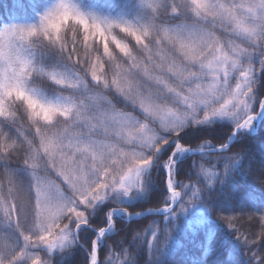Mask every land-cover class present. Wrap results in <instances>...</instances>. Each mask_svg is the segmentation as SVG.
Masks as SVG:
<instances>
[{
    "label": "snow or ice",
    "instance_id": "6c2138e0",
    "mask_svg": "<svg viewBox=\"0 0 264 264\" xmlns=\"http://www.w3.org/2000/svg\"><path fill=\"white\" fill-rule=\"evenodd\" d=\"M140 7L147 15L135 24L58 0L38 24L0 28V264H53L57 251L76 247L87 264H124L136 237H173L154 222L116 224L114 215H142L125 201L151 192L162 199L146 211L175 216L178 203L181 212L208 207L203 193L250 175L244 144L264 120V0ZM38 81L58 98H42ZM220 219L248 264H264V209ZM85 228L96 234L87 246ZM107 231L117 239L101 254Z\"/></svg>",
    "mask_w": 264,
    "mask_h": 264
},
{
    "label": "trees",
    "instance_id": "16d2710c",
    "mask_svg": "<svg viewBox=\"0 0 264 264\" xmlns=\"http://www.w3.org/2000/svg\"><path fill=\"white\" fill-rule=\"evenodd\" d=\"M79 10L86 14H94L100 17L127 20L139 24L144 22L147 15L145 9L140 7V0H70ZM58 0H0V28L11 23L38 24L39 17L45 11L54 7ZM52 58H46V63H52ZM42 94V98L55 100L57 92L54 86L47 82H37L33 85ZM230 128L231 125H223ZM264 120L257 123L254 138L245 141L247 156L243 161V169L250 175L237 174L234 179L222 185L210 188L202 194L204 205H194L181 212L179 203L175 207L176 215L151 214L138 220L127 221L124 218L113 217L114 222L120 225L135 224L137 228L155 223L158 226L171 227L173 237L167 244H161L158 236L150 245V237L143 240L136 237L135 242L128 248L130 254L124 264H248V254L244 245L237 240L232 230L220 217L240 215L245 216L251 212L264 209V183L259 177L264 175ZM200 136L198 131L190 133L189 138L196 141ZM239 150L240 145L237 143ZM207 158V157H205ZM191 159V156H183L180 163ZM21 181L27 183V174L19 164L13 163ZM191 178H194L191 177ZM207 183H215L214 177L206 178ZM159 192L157 185H153ZM162 196L154 197L151 192L141 195L132 204L123 203V207L130 211L145 212L155 207ZM102 210H106L102 206ZM167 217V219H165ZM94 223L103 225V216L93 217ZM132 236L127 232L125 243ZM82 243L87 246L96 238L95 232L85 228L80 233ZM117 233L108 231L100 241V251L104 254L108 251L105 240L115 242ZM264 250V244H262ZM53 264H87V254L84 248L76 247L57 251L53 255Z\"/></svg>",
    "mask_w": 264,
    "mask_h": 264
},
{
    "label": "rangeland",
    "instance_id": "374dc122",
    "mask_svg": "<svg viewBox=\"0 0 264 264\" xmlns=\"http://www.w3.org/2000/svg\"><path fill=\"white\" fill-rule=\"evenodd\" d=\"M258 121H259V120H258ZM187 156H190V155H187ZM181 157H182V156H180L179 159H180ZM135 201H136V200H133V201H125V202L128 203V204H132V203L135 202ZM142 213H143V212H142ZM147 215H151V213H146L145 216H147ZM165 215H166V214H165ZM115 216L120 217V218L122 217V218H124V219L127 220V221H132V220H129L127 216L114 215V217H115ZM142 218H144V217H142ZM142 218H138V219H142ZM138 219L135 218V220H138Z\"/></svg>",
    "mask_w": 264,
    "mask_h": 264
},
{
    "label": "water",
    "instance_id": "95a60500",
    "mask_svg": "<svg viewBox=\"0 0 264 264\" xmlns=\"http://www.w3.org/2000/svg\"><path fill=\"white\" fill-rule=\"evenodd\" d=\"M175 206H176V205H175ZM175 206H174V207H175ZM146 213H154V214H156V215H162V214H165V213H163V212L156 213V212L147 211V212H143L142 215H140L139 217H136V219H138V218H142V217H145Z\"/></svg>",
    "mask_w": 264,
    "mask_h": 264
}]
</instances>
